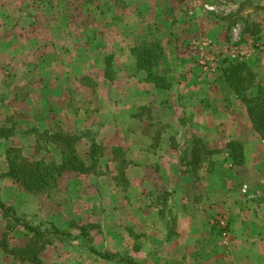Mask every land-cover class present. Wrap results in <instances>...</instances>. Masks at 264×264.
<instances>
[{"label": "rangeland", "instance_id": "obj_1", "mask_svg": "<svg viewBox=\"0 0 264 264\" xmlns=\"http://www.w3.org/2000/svg\"><path fill=\"white\" fill-rule=\"evenodd\" d=\"M180 1L182 5L184 4V10L181 11L183 12L182 19L184 23H198V35L192 36L188 43L176 41L175 44L168 45L166 51L172 54L171 57L163 52L164 48L160 46L161 43L153 42V40L149 41L148 43L153 45L152 52L154 54L151 58L149 56L147 60L148 63L150 61L154 64L157 61V66L154 68L158 72L157 74L167 79L170 84H177L182 76L183 79L180 83L190 85L193 82H199L203 84V90L201 89V91L206 89L205 91L208 90L212 94H217L218 97H227L230 96V92L222 83L220 76L222 69L225 67L224 62L232 61L247 64L253 70L252 72L259 76L264 86V72L260 71L259 66L258 68L255 67V64L257 65L258 62H262L264 59L263 52L260 50L262 45L255 40L251 41L245 38V33L250 31V33H255L256 27L259 26L249 18V12L255 10L251 3L243 0L242 2L240 0H236L237 2L205 0L203 4L213 9V11H206L203 7H198L199 4H197V7L191 8L193 15L189 16L185 11L186 6L189 3L192 5L195 0ZM106 2L115 4V0H0V52H2L0 55V96L2 97V107L7 110L10 105L13 107V103L14 106H17V104L15 105L17 99L25 100L29 98L31 100L35 97V84L37 81L35 77L37 74L34 70L25 72L24 68L30 65V60L33 64L36 60L37 63L40 61L49 62L51 56L48 46L50 47L52 43L59 45L58 52L60 55L57 56L61 60L60 65L66 64L67 61H75L78 65L79 62L85 63L91 59L92 69H98L99 71L81 72L82 69L80 68V70L76 69L75 72L70 73L68 69L66 71L62 69L57 73L51 71V73L49 71L41 73L43 77L40 78L44 83L43 91H41V88H39V91L43 92L44 95L47 94L48 90V92L52 90L54 93L59 91L60 96L55 99L54 96L50 95L49 99L46 97L48 101L44 98V115L38 117L36 121L46 127L58 126L67 133L79 136L81 140L77 144V154L80 158H85L89 145L87 143L91 140H95L100 146L102 154L98 176L65 174L59 179L54 192L48 196L29 195L16 187L3 186L2 174L6 172V164L1 149L4 150L8 147L20 148L23 156L32 160L43 157L50 161L55 155L52 147L47 148L48 152L36 151V139L23 134L31 123L29 122L30 118H27V120L23 118V116L27 117L25 115H28V113L22 115L14 111V113L10 112L8 115L1 111L0 127L14 126L17 129L15 135L7 140L4 146L0 142L1 199H4L7 207H12L16 211L23 223H31L39 226L42 230L51 226H55L60 230L69 228L72 235L76 236L78 233L76 227L94 225L95 228L89 233L92 246L103 251L107 250L109 245L107 233L116 231L117 228L132 227V206L133 209H136L134 207H137V205L138 207H145L149 203L152 206L160 205L164 193L159 190L162 183L158 179H162L161 171L163 173L165 169L161 167L154 168L151 165L147 170H143L145 179L156 182L159 192L153 196L152 201H148L147 198L139 200L137 198L138 190H134L132 183H130L131 179L137 177L133 168V159H136L135 149L138 146L145 145L144 140H147L146 143L148 144L151 137L155 139V133L162 134L164 138L175 131L173 125H168L171 118L166 113L169 110L176 116L180 115L179 106L181 105L174 100L175 95H177L175 94L177 91L175 92L174 89L167 94L169 98L165 101V106L162 104L164 98L161 96L155 98L153 95L151 102L146 101L143 105H140V100L138 102L130 100V98L139 94L140 88H133L132 81H125V77L131 75L129 71H122L124 69L122 68L123 61L127 56H117V52L113 54L117 49H121L120 44L115 42L112 45L113 47L105 48L106 45H110L112 42L108 39L99 40L101 34L105 36L101 32L103 31L104 21L101 19L118 17L115 14L105 12ZM116 5L120 8V1ZM200 23H209L210 25L216 23L223 26L224 31L221 32L223 39H209L210 31L207 27L201 26ZM125 26L131 33L132 31H138V26L135 24L129 23ZM174 30L164 27L159 33L161 34L160 39L164 35L171 34ZM177 30L181 32L180 28H177ZM148 32L146 31L147 34ZM107 34L110 37V34ZM193 42L210 43L211 49L204 48L201 51L193 49ZM25 44L28 45L27 49H25ZM162 44L164 45V43ZM94 45L104 47L103 52L99 49V46L97 47V56H94L96 62L91 56H86L87 54L83 53L87 52V48L90 49ZM157 48L159 50H156ZM5 49L7 51L11 49L13 55L9 57L4 54ZM26 50H28V53L34 51L31 59ZM252 50L261 53L250 52ZM157 56H159V59L156 58ZM186 62H188V65H192L187 68L185 67ZM51 74H58L59 88H55L54 80L52 81L48 77ZM83 76L89 80L88 84L91 86L87 87L79 83L78 79ZM129 80L131 79L129 78ZM124 85H127L129 91L134 89V92L127 94L128 90L125 91ZM123 95L127 98L126 102L121 101ZM106 96L109 97V103L105 102ZM192 96L196 99L202 97L198 92ZM2 101H5L8 106L3 104ZM137 105H140L138 111H141V120L138 123L136 120L132 121L130 119L128 122H126L127 119L121 122L122 115L128 113L130 117ZM29 106L25 110L32 109ZM167 106H169V109H167ZM194 107L193 101L188 104L191 117L196 114V108ZM233 107L236 106H225L224 103L214 104V108L217 109L218 113L225 112L227 114L230 111L238 113V110L233 109ZM127 109L130 111L127 112ZM119 110H122V113ZM185 122L186 125L190 124V126L193 122L196 123L193 118ZM191 128L182 127V134H186L182 146L185 150L192 147L195 139ZM137 129H144L150 135L145 136V138L141 136V140L136 137L133 138L131 134ZM202 142L209 151L210 144L206 141ZM169 144L175 146L173 140ZM116 148L124 152V157L128 163L124 168L126 173L124 178L118 175L120 164L111 162V158H113L112 149ZM208 168V166H203L197 179H199V175L205 174ZM147 191L146 186L142 187L140 195L145 196ZM241 191L242 193L245 191L247 195L250 193L253 202H260L264 198V191L263 193L252 192L245 185H242ZM5 225L6 222L0 216V239L4 234ZM29 238L30 236L19 227H15L6 234L7 245L11 249L24 247L29 242ZM137 240L135 242L139 243L140 239ZM39 258L41 260L40 264H101L87 253L86 247L80 241L61 243L52 240V245L45 246L42 253L39 254ZM0 264L28 263L20 262L5 255L0 250Z\"/></svg>", "mask_w": 264, "mask_h": 264}, {"label": "crops", "instance_id": "obj_2", "mask_svg": "<svg viewBox=\"0 0 264 264\" xmlns=\"http://www.w3.org/2000/svg\"><path fill=\"white\" fill-rule=\"evenodd\" d=\"M118 1H120V8L116 5ZM230 1L237 2L236 0ZM243 1L251 3L255 10L249 12V18L259 25L256 27L254 36L249 32L245 33V38L259 42L262 45L260 50L264 55V0ZM105 5L107 14H115L118 17L101 19L104 20L103 31L101 32L105 36L101 34L99 40L108 39L112 42L105 48L113 47L115 42L120 44L121 49H117L113 54L117 52V56L128 57H125L123 61L122 68L124 69L122 71H129L131 75H127L125 81H132L133 88H140L139 94L130 100L137 102L140 100V105H143L146 101L150 103L153 95L155 98L161 96L164 98L162 104L165 106V101L169 98L167 94L174 89L175 92L177 91L174 100L177 104H181L179 106L180 115L176 116L169 110L166 113L171 118L168 125H173L175 131L164 138L162 134L159 135L161 138L157 144L154 143L153 137L149 139L148 144L146 143L147 140H144L145 145L136 147V159H133V168L137 177L131 179L130 183H132L134 190H138L137 198L139 200L147 198L148 201H152L153 196L159 190L167 194L165 218L159 212L161 209L158 206L150 205V203L145 207H138L136 204L137 207H134L136 209H133L132 206V227H129L130 229L121 228L122 230L117 228L116 231L107 233L109 245L105 251L131 259L135 264H264V198L260 202H253L250 193L247 195L241 191L242 185L247 186L252 192L263 193L264 191V139L259 138L253 131L244 106L232 96L218 97L217 94H212L208 90L205 91L206 89L201 91L202 83L193 82L190 85L180 83L183 79L182 76L177 84H170L169 90L157 91L152 84L144 81L147 79V75L142 71H137L135 61L130 54L131 48L135 47L137 43L153 40V42L161 43L160 46L164 48L163 52L171 57L172 54L166 51L168 45L175 44L176 41L188 43L192 36L198 35L199 24L193 21L191 24L184 23L183 12H181L184 10V4L182 5L180 0H115V4L106 2ZM129 23L137 25L138 31L129 32L125 26ZM200 25L207 27L210 31L209 39H223L221 32L224 30L220 24L200 23ZM164 27L175 30L160 39L161 34L159 33ZM177 28H180L181 32ZM146 31H149L148 34ZM112 32L114 33L112 34ZM107 33L110 34V37ZM25 45V49H27L28 45ZM58 46L54 43L50 47L48 46L51 60L45 62L47 64L43 61L37 63V60L33 64L30 60V65L24 68L25 72L34 70L37 74L35 77L37 80L35 97L31 100L29 98L17 99L15 103L17 106H14L13 103V107L10 105L5 110L1 105L2 97L0 96V112L8 114L16 111L22 115L28 113L31 116L30 120L34 115L42 117L44 115L42 111L45 104L44 98H49L51 95L58 99L60 95L59 91L55 92L56 95L52 90L51 92L48 90L45 95L41 92L44 83L41 80L43 77L41 73L46 71L57 73L62 69H65L64 71L68 69L70 73L75 72L76 69L80 70V68L82 69L81 72L99 71L92 69L91 59L85 63L79 62L78 65L75 61H67L66 64L60 65L61 60L57 56L60 55ZM98 46L94 45L90 49L87 48V52L83 53H86V56H91L96 62L94 56H97ZM103 48L100 47L99 49L103 52ZM23 51L25 52V50ZM26 51L28 53V50ZM3 52L9 57L13 55L11 49L8 51L5 49ZM33 52L29 51L28 53L30 59L34 55ZM250 52L261 53L253 50ZM1 54L2 52H0ZM186 64L185 67L187 68L192 65H188V62ZM258 66L260 71L264 72V59L257 65L255 64V67L258 68ZM54 75L51 74L48 77L52 81L54 80L55 88H59V76L58 74ZM261 86L264 88L262 80ZM123 87L125 91H129L127 85ZM131 90L134 92V89ZM128 91L127 94L132 92ZM197 92L202 96L199 99L192 96ZM30 93L32 95L31 87ZM108 98V96L105 97L107 103L110 102ZM121 98V101L126 102L127 98L124 95ZM192 101L195 105L194 108H196V114L191 117L188 104ZM2 102L8 106L5 101ZM220 103H224L225 106H236L233 109H237L238 113L231 111L227 114L225 112L218 113L214 104L219 105ZM28 105L32 109L25 110ZM140 105L133 109L134 112L130 114V117L128 113L122 115V110H119L122 115L121 122L126 119L128 122L130 119L136 120L138 123L141 120V111H138ZM126 111L129 112L130 110L127 109ZM192 118L196 123L193 122L192 126L186 125L185 121ZM37 119L38 117H36ZM184 126H187V129L192 127L191 130L193 129L195 139L209 143V151L214 153L209 157L208 163L203 164V166L209 167V171L199 175V179H197L198 176L194 177L187 174L186 164L181 161L184 153L190 150V148L186 150L182 148L184 135H186L182 134V127ZM131 135L133 138L136 137L141 140V136L145 138L150 134L146 133L144 129H137ZM171 140L175 146H170ZM0 142L4 146L7 141L0 140ZM229 142H238L242 146L243 165L240 167L234 166L231 162L226 148ZM1 150L3 153L5 149ZM151 165L154 168L165 169L163 173L161 171L162 179H158L162 183L159 190L156 187V182H152L151 179L146 180L143 174V170H147ZM2 181L3 186L12 188L11 180L3 178ZM145 186L148 191L145 196H142L143 194L140 195V192ZM0 197L2 198V196ZM1 200L4 202V199ZM137 239H140L139 243L135 242ZM99 263L108 264L100 261Z\"/></svg>", "mask_w": 264, "mask_h": 264}, {"label": "trees", "instance_id": "obj_3", "mask_svg": "<svg viewBox=\"0 0 264 264\" xmlns=\"http://www.w3.org/2000/svg\"><path fill=\"white\" fill-rule=\"evenodd\" d=\"M250 34L255 35V33ZM152 46L148 42L137 43L135 47L131 48L130 54L135 61L137 71H142L147 75V79L144 81L152 84L157 91H165L170 88V82L163 76L157 74L158 72L154 69L157 66V61L154 64L150 61L148 63L147 60L149 56L151 58L152 54H154L152 52ZM156 50H159V48ZM156 58L159 59V56ZM224 63L225 67L222 69L220 76L222 83L229 90L230 96L240 101L244 106L253 131L259 138L264 139V90L261 86V79L245 63H234L232 61H225ZM87 80L83 76L79 80V83L89 87L91 85L88 84L89 80ZM48 99L46 98L47 101ZM25 116H27H23L25 120L31 118L29 115ZM36 117L39 116L34 115L32 117L29 121L31 122L30 127L23 134L36 139V151L43 150L48 152L47 148L52 147L55 155L54 160L47 161L43 157L33 160L28 159L23 156L20 148L8 147L3 152L6 172L2 174V178L11 180L14 187L26 194L48 196L54 192L59 179L65 174L73 173L81 176L99 175L98 169L102 154L101 148L95 140L87 143L89 144L88 149L85 158L82 159L77 154V144L81 140L79 136L67 133L58 126L54 127L51 125L52 127H46L40 125L41 123L36 121ZM16 131L17 129L14 126L0 127V140L7 141L11 139ZM158 140L159 133H156L154 143L157 144ZM226 148L232 164L237 167L242 166L243 149L241 144L238 142H229ZM112 151L113 158H111V162L120 164V167H118V175L124 178L126 176L124 168L128 164L124 157V152L119 148L112 149ZM213 154V152L206 149L201 140L194 139L192 147L188 152L184 153V157L181 160L186 164L187 174L197 177L199 171L203 168V164L208 163L209 157ZM209 165L211 164L209 163ZM163 195L164 197L158 207L161 209L159 211L161 216L165 218L167 194L164 193ZM0 216L6 222L4 234L2 235V239H0V250L5 255L15 258L20 262L40 264L39 254L42 253L45 246L52 245V240H57L61 243L80 241L86 247L87 253L98 262L108 264H135L131 259L92 246V239L89 233L95 228L94 225L76 227L78 232L76 236L72 235L69 228L67 230H60L55 226H51L42 230L39 226L32 225L31 223H23L16 211L12 207H7L1 200V197ZM15 227L21 228L30 238L24 247L11 249L7 245L6 234Z\"/></svg>", "mask_w": 264, "mask_h": 264}, {"label": "built area", "instance_id": "obj_4", "mask_svg": "<svg viewBox=\"0 0 264 264\" xmlns=\"http://www.w3.org/2000/svg\"><path fill=\"white\" fill-rule=\"evenodd\" d=\"M204 1L205 0H195L194 2L196 4L193 2V4L191 3L192 5H190V3H189V5H187L188 7L186 6V9H185L187 15H189V16H192L193 15V11H192L191 8L192 7H197V4H199L198 7H203L206 11H213V9L208 8L206 5L203 4ZM192 47H193V49H198L199 51H201L204 48H210L211 49L210 43L207 44V43L193 42L192 43ZM244 193H245V191H244Z\"/></svg>", "mask_w": 264, "mask_h": 264}]
</instances>
